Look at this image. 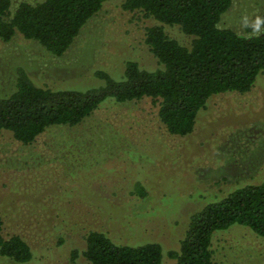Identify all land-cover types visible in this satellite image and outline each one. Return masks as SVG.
Instances as JSON below:
<instances>
[{
	"label": "rangeland",
	"instance_id": "rangeland-1",
	"mask_svg": "<svg viewBox=\"0 0 264 264\" xmlns=\"http://www.w3.org/2000/svg\"><path fill=\"white\" fill-rule=\"evenodd\" d=\"M262 13L264 0H232L218 26L256 34ZM137 16L119 0L104 1L59 57L20 33L0 40V94L13 87L19 66L39 85L77 88L97 80L98 69L119 79L114 69L125 59L154 67L141 40L150 20ZM168 29L186 40L178 28ZM260 80L258 92L212 96L185 136L166 133L148 97L108 98L78 124L48 126L30 144L2 130L4 232H21L34 253L24 263L0 256V264H89L70 252L84 247L91 229L129 245L156 241L163 253L175 248L193 210L237 183L264 179V76ZM214 234V264H264V237L249 227L235 224ZM163 262H172L166 252Z\"/></svg>",
	"mask_w": 264,
	"mask_h": 264
},
{
	"label": "trees",
	"instance_id": "trees-1",
	"mask_svg": "<svg viewBox=\"0 0 264 264\" xmlns=\"http://www.w3.org/2000/svg\"><path fill=\"white\" fill-rule=\"evenodd\" d=\"M104 1L0 0V40L20 33L53 56H62ZM119 1L122 9L150 20L141 40L156 61L154 67L125 59L114 69L119 79L98 69L97 80L87 88L39 85L25 68L16 67L13 87L0 94V133L9 130L16 140L30 144L48 126L78 124L108 98L125 102L148 97L166 133L185 136L194 131L198 112L212 96L258 92L264 76V23L259 34L219 27L232 0ZM258 18L264 21V13ZM168 27L178 28L188 43L172 36ZM236 185L193 210L176 247L164 251L170 263L163 262L156 241L124 244L99 229L85 234L84 247L74 248L71 259L82 257L89 264H214L215 231L239 224L264 237V179ZM136 190L145 194L141 185ZM33 253L21 232H4L0 216V256L24 263Z\"/></svg>",
	"mask_w": 264,
	"mask_h": 264
},
{
	"label": "clouds",
	"instance_id": "clouds-1",
	"mask_svg": "<svg viewBox=\"0 0 264 264\" xmlns=\"http://www.w3.org/2000/svg\"><path fill=\"white\" fill-rule=\"evenodd\" d=\"M261 23H264V21H261V20L258 18V19H257V22H256V25H255V28H254V32H255L256 34H259V31H260L259 25H260Z\"/></svg>",
	"mask_w": 264,
	"mask_h": 264
}]
</instances>
